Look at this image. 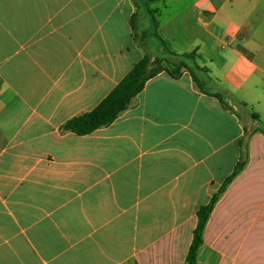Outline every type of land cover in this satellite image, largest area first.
Returning <instances> with one entry per match:
<instances>
[{"label":"crops","instance_id":"0c3cea01","mask_svg":"<svg viewBox=\"0 0 264 264\" xmlns=\"http://www.w3.org/2000/svg\"><path fill=\"white\" fill-rule=\"evenodd\" d=\"M152 17L227 107L161 71L110 124L62 131L164 56L141 36ZM263 83L264 0H0V264H185L239 163L195 264H264V127L246 110Z\"/></svg>","mask_w":264,"mask_h":264},{"label":"trees","instance_id":"16d2710c","mask_svg":"<svg viewBox=\"0 0 264 264\" xmlns=\"http://www.w3.org/2000/svg\"><path fill=\"white\" fill-rule=\"evenodd\" d=\"M152 21L151 33L159 40L163 48L164 56H152L148 53L144 54L93 109L65 121L61 125L62 131H69L75 135L81 136L110 124L119 114L128 108L131 100L143 89L145 82L161 71H165L175 79L179 78L183 71L188 72L194 85L200 91L216 98L222 106L227 107L220 93L207 92L203 88L204 83L201 77L207 75V69L198 65L197 61L200 59V56L196 51L183 54H176L170 51L164 41L158 37L156 33V23L153 17ZM146 33L147 32L143 31L141 36L145 37ZM252 116L256 118L255 114ZM262 132L264 133V130H262ZM242 164L243 163H239L236 166L233 173L227 177L219 189L212 194L207 204L197 208L196 226L192 232V239L186 254L185 264H195L196 252L202 243V232L210 211L230 179L240 169Z\"/></svg>","mask_w":264,"mask_h":264},{"label":"rangeland","instance_id":"374dc122","mask_svg":"<svg viewBox=\"0 0 264 264\" xmlns=\"http://www.w3.org/2000/svg\"><path fill=\"white\" fill-rule=\"evenodd\" d=\"M139 29L142 30L141 28H139ZM146 39H147V41H148L149 43H151V42L155 43V44H154L155 47L151 46V44L149 45V46L153 47L154 50L156 49V45L159 47V45L157 44L156 39L154 38V36H153V34L151 33V31H148V32H147V38H146ZM153 52H155V54L159 55L158 52H156V51H153ZM163 55H164V53H163ZM262 85H263V87H264V83H263ZM263 93H264V92H263ZM263 107H264V104H263V102H261L260 105H253L252 107H248V108L246 109V110H248L249 112H250V111H253V112H255V113H257V114L260 115V119H261V125H262V127H264V109H263Z\"/></svg>","mask_w":264,"mask_h":264}]
</instances>
